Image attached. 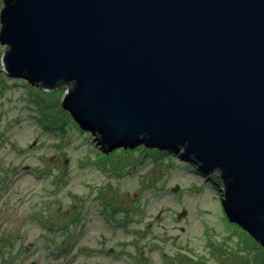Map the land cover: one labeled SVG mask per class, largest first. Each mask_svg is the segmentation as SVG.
<instances>
[{"label":"water","instance_id":"obj_1","mask_svg":"<svg viewBox=\"0 0 264 264\" xmlns=\"http://www.w3.org/2000/svg\"><path fill=\"white\" fill-rule=\"evenodd\" d=\"M2 3L0 71L71 82L61 106L104 152L183 148L218 167L227 218L264 246V0Z\"/></svg>","mask_w":264,"mask_h":264},{"label":"rangeland","instance_id":"obj_2","mask_svg":"<svg viewBox=\"0 0 264 264\" xmlns=\"http://www.w3.org/2000/svg\"><path fill=\"white\" fill-rule=\"evenodd\" d=\"M71 87L0 71V264H264L227 218L218 168L200 171L183 148L104 152L62 108Z\"/></svg>","mask_w":264,"mask_h":264},{"label":"trees","instance_id":"obj_3","mask_svg":"<svg viewBox=\"0 0 264 264\" xmlns=\"http://www.w3.org/2000/svg\"><path fill=\"white\" fill-rule=\"evenodd\" d=\"M62 83H65V81H61L60 82V84H62ZM71 89V88H70ZM103 207H102V209L104 210V214L106 215L107 213H108V215L110 216V215H113V216H115V215H117V213H118V210L116 209V208H109L108 207V205H106V207L104 206V205H102ZM111 217V216H110ZM108 219H110V218H108ZM110 221H112V220H110ZM5 261V260H4Z\"/></svg>","mask_w":264,"mask_h":264}]
</instances>
